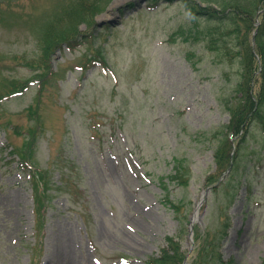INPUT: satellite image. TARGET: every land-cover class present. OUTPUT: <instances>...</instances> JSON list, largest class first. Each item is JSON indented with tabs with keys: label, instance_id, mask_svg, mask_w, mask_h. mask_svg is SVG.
Returning a JSON list of instances; mask_svg holds the SVG:
<instances>
[{
	"label": "rangeland",
	"instance_id": "obj_1",
	"mask_svg": "<svg viewBox=\"0 0 264 264\" xmlns=\"http://www.w3.org/2000/svg\"><path fill=\"white\" fill-rule=\"evenodd\" d=\"M192 1L0 0V264H264L256 24Z\"/></svg>",
	"mask_w": 264,
	"mask_h": 264
},
{
	"label": "trees",
	"instance_id": "obj_2",
	"mask_svg": "<svg viewBox=\"0 0 264 264\" xmlns=\"http://www.w3.org/2000/svg\"><path fill=\"white\" fill-rule=\"evenodd\" d=\"M158 1V0H153ZM173 1V0H170ZM192 1V0H191ZM211 0H200V2L193 0L192 3V12L194 16H198L199 14L202 15H208L209 17H219V18H227L233 19L232 17H247L245 19L249 20L250 23L254 22V17H256L257 10L259 8L262 9L264 5V0H217L220 3L219 7H215L212 4H206L202 6V2H210ZM201 4V5H200ZM214 6V7H212ZM217 8H219L220 11H217ZM214 12H221V13H214ZM261 23L259 27H257V32L255 34V46L252 47L249 45L246 52L248 54L249 59L245 61V54L244 58L242 56V63L244 65V76L249 75L250 81L256 79L255 72L258 71V77L259 82H261V88L259 92H257V97H254L253 93H250L246 97V102L242 106V104L238 105V107H229L228 109L231 112H236L235 110L240 108V110H237L238 113H243V110L246 111L243 113V115L240 117L239 123L237 126H235V122L231 125H228L227 128L231 132L239 133V130L241 127L249 124L250 120L253 118V116L257 115L259 110L260 115V106L264 105V67L260 66L259 64V58L261 61H264V12L260 14ZM53 38L50 41L49 45L46 46L47 49L49 48H55L56 42L54 43ZM259 57V58H257ZM253 60V63L249 60ZM258 62V63H257ZM257 64V65H256ZM253 65V68H252ZM256 65V67H255ZM249 73V74H248ZM256 101V102H255ZM259 101V102H258ZM258 103V104H257ZM234 106V105H233ZM227 140L225 143L224 148L220 147L218 151L216 152V158L219 162L227 161L228 158H230V153L232 150V141L229 140L228 135L226 134ZM180 169V166H178ZM176 178H179L178 175L175 176ZM167 247L163 249L161 255L159 257H154L151 259L150 264H183V261L185 259L186 252L181 249V245H179L177 242H175L172 238H169L167 240Z\"/></svg>",
	"mask_w": 264,
	"mask_h": 264
},
{
	"label": "water",
	"instance_id": "obj_3",
	"mask_svg": "<svg viewBox=\"0 0 264 264\" xmlns=\"http://www.w3.org/2000/svg\"><path fill=\"white\" fill-rule=\"evenodd\" d=\"M113 24H114V22L113 21H111Z\"/></svg>",
	"mask_w": 264,
	"mask_h": 264
},
{
	"label": "bare ground",
	"instance_id": "obj_4",
	"mask_svg": "<svg viewBox=\"0 0 264 264\" xmlns=\"http://www.w3.org/2000/svg\"><path fill=\"white\" fill-rule=\"evenodd\" d=\"M195 216V215H194Z\"/></svg>",
	"mask_w": 264,
	"mask_h": 264
}]
</instances>
